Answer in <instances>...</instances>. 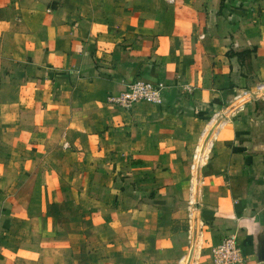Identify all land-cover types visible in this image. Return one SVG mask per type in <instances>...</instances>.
<instances>
[{"label": "crops", "instance_id": "0c3cea01", "mask_svg": "<svg viewBox=\"0 0 264 264\" xmlns=\"http://www.w3.org/2000/svg\"><path fill=\"white\" fill-rule=\"evenodd\" d=\"M262 86L264 0H0V264H264Z\"/></svg>", "mask_w": 264, "mask_h": 264}, {"label": "built area", "instance_id": "2783aa9c", "mask_svg": "<svg viewBox=\"0 0 264 264\" xmlns=\"http://www.w3.org/2000/svg\"><path fill=\"white\" fill-rule=\"evenodd\" d=\"M166 89L163 83L136 79L126 83L120 93L110 94L107 103L124 110H129L140 102L160 104ZM244 261L242 249L232 238L224 239L215 250V264H242Z\"/></svg>", "mask_w": 264, "mask_h": 264}, {"label": "rangeland", "instance_id": "374dc122", "mask_svg": "<svg viewBox=\"0 0 264 264\" xmlns=\"http://www.w3.org/2000/svg\"><path fill=\"white\" fill-rule=\"evenodd\" d=\"M262 87H264V86H262ZM264 91V90H263Z\"/></svg>", "mask_w": 264, "mask_h": 264}]
</instances>
